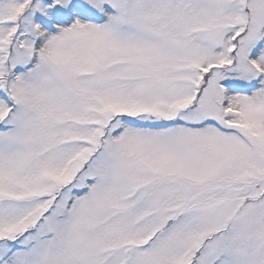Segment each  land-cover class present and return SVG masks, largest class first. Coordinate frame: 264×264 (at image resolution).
<instances>
[{
	"label": "snow or ice",
	"instance_id": "obj_1",
	"mask_svg": "<svg viewBox=\"0 0 264 264\" xmlns=\"http://www.w3.org/2000/svg\"><path fill=\"white\" fill-rule=\"evenodd\" d=\"M0 264H264V0H0Z\"/></svg>",
	"mask_w": 264,
	"mask_h": 264
}]
</instances>
